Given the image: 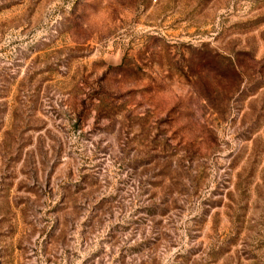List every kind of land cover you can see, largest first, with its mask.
Wrapping results in <instances>:
<instances>
[{
	"label": "rangeland",
	"instance_id": "374dc122",
	"mask_svg": "<svg viewBox=\"0 0 264 264\" xmlns=\"http://www.w3.org/2000/svg\"><path fill=\"white\" fill-rule=\"evenodd\" d=\"M0 264H264V0H0Z\"/></svg>",
	"mask_w": 264,
	"mask_h": 264
}]
</instances>
